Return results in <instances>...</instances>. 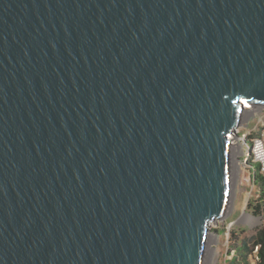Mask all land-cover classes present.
<instances>
[{"label": "water", "instance_id": "95a60500", "mask_svg": "<svg viewBox=\"0 0 264 264\" xmlns=\"http://www.w3.org/2000/svg\"><path fill=\"white\" fill-rule=\"evenodd\" d=\"M245 101L264 0H0V264H208Z\"/></svg>", "mask_w": 264, "mask_h": 264}, {"label": "rangeland", "instance_id": "374dc122", "mask_svg": "<svg viewBox=\"0 0 264 264\" xmlns=\"http://www.w3.org/2000/svg\"><path fill=\"white\" fill-rule=\"evenodd\" d=\"M254 116L255 114H247L242 127H245L247 122H253ZM250 161L254 162L253 158H250ZM236 171L238 176L234 183V199L228 213L212 224L215 233L211 243L213 255L209 264H247L246 261L256 264L255 257L249 256L246 260L239 251L244 240L251 241L264 223V212L262 215H255L250 207L251 200L258 196V187L252 180H243L249 176V171L244 169L243 173L239 174L237 161ZM246 214L250 216L249 219Z\"/></svg>", "mask_w": 264, "mask_h": 264}, {"label": "built area", "instance_id": "2783aa9c", "mask_svg": "<svg viewBox=\"0 0 264 264\" xmlns=\"http://www.w3.org/2000/svg\"><path fill=\"white\" fill-rule=\"evenodd\" d=\"M250 114H255L253 122H247L245 127L240 126L234 140L238 150V172L242 174L244 169H247L249 176L243 180L251 182L254 181L253 177L257 171L264 177V106L254 107ZM250 158H253L254 162L250 161ZM257 251L258 246L254 252Z\"/></svg>", "mask_w": 264, "mask_h": 264}, {"label": "trees", "instance_id": "16d2710c", "mask_svg": "<svg viewBox=\"0 0 264 264\" xmlns=\"http://www.w3.org/2000/svg\"><path fill=\"white\" fill-rule=\"evenodd\" d=\"M253 178L255 185L258 187V196L251 200L250 207L255 215H262L264 212V177L257 171ZM257 246L258 251L255 253L254 250ZM239 252L243 254L246 260L247 257L253 256L256 264H264V223L258 228L251 241L244 240ZM246 263L250 264L249 261H246Z\"/></svg>", "mask_w": 264, "mask_h": 264}, {"label": "bare ground", "instance_id": "6f19581e", "mask_svg": "<svg viewBox=\"0 0 264 264\" xmlns=\"http://www.w3.org/2000/svg\"><path fill=\"white\" fill-rule=\"evenodd\" d=\"M245 103H246V106L248 107V109H247V112H246V115L248 114H250L252 111H253V108L255 107V106H251V104L249 103V102H247V101H245ZM246 115H245V117H246ZM244 120H245V118H244ZM242 125H243V123H242ZM242 125H240V126H242ZM239 126V127H240ZM238 127V128H239ZM238 128H237V130H235V132H237L238 131ZM230 136L231 137H233V138H235L236 137V135L235 134H233V133H230ZM236 156H237V148L235 147V153H234V158H235V168H236ZM246 216V218H250V216L249 215H245ZM213 239H214V235L212 236V241H213ZM209 260H208V264H209V261L211 260V258H212V255L213 254H211L212 253V245L210 246V249H209Z\"/></svg>", "mask_w": 264, "mask_h": 264}]
</instances>
